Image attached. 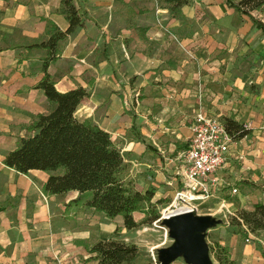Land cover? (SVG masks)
<instances>
[{"label": "crops", "instance_id": "0c3cea01", "mask_svg": "<svg viewBox=\"0 0 264 264\" xmlns=\"http://www.w3.org/2000/svg\"><path fill=\"white\" fill-rule=\"evenodd\" d=\"M61 1L0 0V264H58L56 257L59 264H96L88 248L112 237L144 254L167 243L146 236L147 227L126 229L121 216L108 218L84 201L68 205L77 191L45 193L49 172L24 174L4 164L33 135L28 126L54 108L37 87L46 50L27 45L47 40L50 23L68 29ZM77 6L84 26L62 42L48 71L59 91L90 92L76 116L110 133L137 185L149 160L170 171L189 145L190 123L203 113L233 118L248 130L218 172L222 187H243L235 199L225 197L230 208L264 203V31L252 18L223 0H190L185 19L163 0H78ZM252 14L264 23V10ZM142 215L134 217L139 222ZM214 231L238 264H264L263 239L247 243L248 234L243 239L225 221ZM143 253L134 264H148Z\"/></svg>", "mask_w": 264, "mask_h": 264}, {"label": "trees", "instance_id": "16d2710c", "mask_svg": "<svg viewBox=\"0 0 264 264\" xmlns=\"http://www.w3.org/2000/svg\"><path fill=\"white\" fill-rule=\"evenodd\" d=\"M78 0H62L59 12L69 22L66 31L55 23H50L49 38L45 41L27 45L28 48H43V77L37 87L41 88L49 102L54 105L48 114H40L28 126L34 132L32 136L22 138L17 148L4 159V164L20 173L30 170H43L50 173L43 185L48 194H66L77 191L80 196L68 205L84 203L114 219L121 216L124 227L138 230L151 227L161 217V205H168L170 200L164 196L154 200L157 187L152 184L139 188L130 178L129 165L114 142L109 132L101 128L92 118L80 119L76 116L79 106L90 97V92L80 86L66 92L56 88L49 73L52 62L57 60L62 42L78 27L84 26V11L77 6ZM170 12L180 19H185L182 8L190 0H163ZM240 14L249 15L255 26L264 31V23L256 18L254 11L264 10V0H223ZM227 131L235 140L248 134V130L233 118L223 119ZM178 190L183 188L179 178ZM230 221L238 226L241 235H246L242 222L256 234L264 230V203H256L253 210L239 209ZM135 213L144 218L137 221ZM119 228L116 229L117 236ZM210 252L218 264H238L232 258L229 249L218 241L210 245ZM90 260L96 264H134L141 255L140 247L114 237L99 240L88 248ZM148 264H153L148 262Z\"/></svg>", "mask_w": 264, "mask_h": 264}, {"label": "built area", "instance_id": "2783aa9c", "mask_svg": "<svg viewBox=\"0 0 264 264\" xmlns=\"http://www.w3.org/2000/svg\"><path fill=\"white\" fill-rule=\"evenodd\" d=\"M189 129L191 131L189 145L180 153L179 159L182 160L183 164L177 172L183 183V188L177 191L175 200L167 208V213L164 210L161 217L153 223L154 226L165 230L163 243H166L170 238L168 229L161 225L162 219L170 214L191 209L185 208L176 211L177 202L181 200L180 198L190 195V201L193 203L197 200L206 201L217 197L218 188L222 187V184L224 185L218 177V172L227 166L228 156L235 143V139L227 131L224 121L218 117L198 113L190 123ZM231 194L239 195V189L237 187L232 188ZM220 210L226 212L223 220L227 225H230L228 215L236 216L237 211L230 208L229 202L225 198L220 200ZM241 222L243 229L248 234L245 239L246 242L249 243L253 239H257L256 234L242 220ZM262 243L264 245V240ZM153 256L154 264H160L155 254Z\"/></svg>", "mask_w": 264, "mask_h": 264}, {"label": "water", "instance_id": "95a60500", "mask_svg": "<svg viewBox=\"0 0 264 264\" xmlns=\"http://www.w3.org/2000/svg\"><path fill=\"white\" fill-rule=\"evenodd\" d=\"M221 224L222 218L201 215L192 209L164 217L161 225L168 229L172 243L157 249L159 263L172 264L182 258L186 264H215L207 235L210 229Z\"/></svg>", "mask_w": 264, "mask_h": 264}, {"label": "rangeland", "instance_id": "374dc122", "mask_svg": "<svg viewBox=\"0 0 264 264\" xmlns=\"http://www.w3.org/2000/svg\"><path fill=\"white\" fill-rule=\"evenodd\" d=\"M236 1H238V0H236ZM181 147H183V146H181ZM169 148H174V146H169ZM166 152H168V153L170 152V155H172L174 153L173 151H171L169 149H167ZM170 157H172V156H170ZM182 164H183V162L181 159L174 160V162H172L171 166H168L170 171H167L164 168V167H167L164 164H163V167H161V166L157 165L156 162L151 161V160H149L147 165H145L146 170H147V171L145 170V173H146L147 177L143 178L142 182H140L137 186L139 188H143L142 187L143 185H147V184H150V182H153L155 184L154 186L157 187V189H158V192L156 193L154 200L159 199L162 196L167 198V200H170V203H168V205H166V206L161 205L159 207L161 209V213L166 208H168L173 203V201L175 200L176 193H177L178 187H179V181H180V179H179L180 176L177 174V172L179 169L182 168L181 167ZM128 165H129V171H130V165L131 164H128ZM148 165H150V168L148 167ZM130 178H131V176H130ZM134 179H136V178H134ZM232 188H233V186L221 187V193H223V194H221V196L219 195L217 197L211 198V199L206 200V201L197 200L196 202H193V204L196 207L197 213L201 214V215L210 214V215L217 217L218 219L219 218L224 219V215L226 212H222L220 210V200H221V198H225V197L227 198V200L235 199L236 196L231 194ZM241 188H243V187L238 186V189L240 192H241ZM216 195H218V194H216ZM235 214H238V212H236ZM228 218L231 221L233 218H235V216L229 214ZM216 227H218V226H216ZM142 228H144V227H142ZM147 228H149V229L145 230V232H144L146 234V236L153 237L152 235H156V237L161 238V242L164 241V236H165V230L164 229L157 227V226H154V225L151 227H147ZM215 228H212L208 231L207 241H208L209 245H212V243L215 241V235H216L215 234L216 232L214 231ZM234 228L239 230V227L237 225L234 226ZM138 236H139V233H136L134 235V237H138ZM245 236L246 235H243L242 238L244 239ZM256 237L264 240V230L256 232ZM253 241L257 242L258 240L253 239ZM171 243H172V240L168 239L167 243L163 246H168ZM142 253L143 252L141 250V254ZM154 254H155L156 258H158L157 249H155L153 251L151 250V252H149V254H144V255H145L146 260L148 262H152L154 264V258H153ZM146 255H149V256H146ZM212 257H213V255H212ZM55 260L59 264L58 258H55ZM30 261H32V260H30ZM30 261H29V263H30ZM214 261H215L214 262L215 264H218L215 258H214Z\"/></svg>", "mask_w": 264, "mask_h": 264}, {"label": "bare ground", "instance_id": "6f19581e", "mask_svg": "<svg viewBox=\"0 0 264 264\" xmlns=\"http://www.w3.org/2000/svg\"><path fill=\"white\" fill-rule=\"evenodd\" d=\"M181 200H179L177 202V209L176 211H180L182 209H185V208H191L192 210H196V207L195 205L190 201L191 199V196L190 195H187V196H183V198H180ZM167 208L165 209L166 213H167ZM171 210V208H170Z\"/></svg>", "mask_w": 264, "mask_h": 264}]
</instances>
